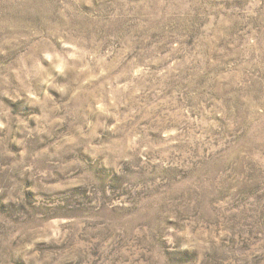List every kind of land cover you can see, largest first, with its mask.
<instances>
[{
    "label": "rangeland",
    "instance_id": "rangeland-1",
    "mask_svg": "<svg viewBox=\"0 0 264 264\" xmlns=\"http://www.w3.org/2000/svg\"><path fill=\"white\" fill-rule=\"evenodd\" d=\"M0 264H264V0H0Z\"/></svg>",
    "mask_w": 264,
    "mask_h": 264
}]
</instances>
